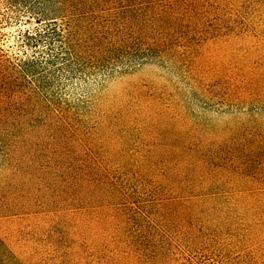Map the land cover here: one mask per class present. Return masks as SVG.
<instances>
[{
    "label": "rangeland",
    "instance_id": "obj_1",
    "mask_svg": "<svg viewBox=\"0 0 264 264\" xmlns=\"http://www.w3.org/2000/svg\"><path fill=\"white\" fill-rule=\"evenodd\" d=\"M61 3L0 0V78L30 83L0 123V264H264V0ZM113 30L171 46L94 68L75 42ZM78 145L117 202L75 190L100 173Z\"/></svg>",
    "mask_w": 264,
    "mask_h": 264
},
{
    "label": "trees",
    "instance_id": "obj_2",
    "mask_svg": "<svg viewBox=\"0 0 264 264\" xmlns=\"http://www.w3.org/2000/svg\"><path fill=\"white\" fill-rule=\"evenodd\" d=\"M70 3L71 0H62L61 3L62 9H64V13H67V16L70 13L74 15V12L77 11L76 8L72 12L70 9ZM54 19L55 18H51L50 20L47 19L45 22L47 29L44 31H37L36 34V36H38L40 39L39 41H41L43 37L47 38L50 36L47 38L50 41L48 45H51L50 43L53 41L54 37H58V35H60L59 31L52 28V24L56 23L54 22ZM51 20L52 22H50ZM125 26L126 25L123 27L125 28ZM109 32H106L105 34H97L93 32L87 36L86 41L83 39H77L75 42V45L79 50L82 47H85L88 62L94 66V68L104 67L106 65L113 64L114 62V64H116L118 63L117 60L129 53L130 55H136V57L137 55L141 56L142 54L145 56L149 54H155L158 59H161L162 56H166L168 53V46H171L169 45V41H172V39L166 34L149 37L136 30H130L127 35H120L124 32L119 30H113L111 33ZM53 34H55V36ZM24 64L25 62L22 65ZM7 70L6 72L8 74H5V72L3 74L4 76L0 78V86L4 93V95L0 96V123H8L15 117L18 118L19 113H17V109H23L24 99L21 96L18 101H13L14 97L23 94L26 85H30L25 77L27 75V70L22 69L20 64L12 65L11 69L8 68ZM21 109H19L18 112H20ZM60 129L61 130L58 132L59 134L69 133L71 127H63ZM78 146H80V148L83 150L85 156L88 157L87 160L92 164V170L99 171L100 173L94 177L90 176L89 174H82L79 177L72 178L71 182H73L75 190L80 188L81 191L84 192L88 187L87 192L93 196L94 201L99 202V206H108L112 205L113 202H117V199L113 197H118L125 194L123 190H118L120 189L119 183L117 182L118 176L113 174L111 167L108 166L106 161H100L96 158H92L91 151L85 150L82 145ZM119 181L121 184H123V181ZM104 185H107L108 189L111 188V191L108 195L103 191ZM128 190L129 186L126 188L125 196H132L133 194L130 192L128 193ZM134 190L139 193L137 188H134Z\"/></svg>",
    "mask_w": 264,
    "mask_h": 264
}]
</instances>
